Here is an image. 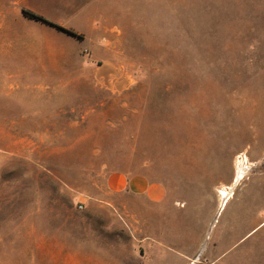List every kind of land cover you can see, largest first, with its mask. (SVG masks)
Wrapping results in <instances>:
<instances>
[{
    "label": "rangeland",
    "instance_id": "obj_1",
    "mask_svg": "<svg viewBox=\"0 0 264 264\" xmlns=\"http://www.w3.org/2000/svg\"><path fill=\"white\" fill-rule=\"evenodd\" d=\"M47 9L79 36L35 30L50 40L27 54L43 76L19 88L51 92L58 110L47 124L0 123V264L73 261L82 200L104 197L110 172L162 183L178 206V224L163 219L140 263L189 264L194 253L197 264H264V0ZM27 112L0 110V122ZM238 156L244 178L220 208ZM122 225L116 236L129 233Z\"/></svg>",
    "mask_w": 264,
    "mask_h": 264
},
{
    "label": "crops",
    "instance_id": "obj_2",
    "mask_svg": "<svg viewBox=\"0 0 264 264\" xmlns=\"http://www.w3.org/2000/svg\"><path fill=\"white\" fill-rule=\"evenodd\" d=\"M51 0H0V110H25L24 114L2 117V124H47L52 105L49 91L27 92L19 88L20 79L42 77L43 60L35 74V60L28 56L30 47L45 46L50 42L45 34L51 25L25 16L22 9L44 15ZM57 5H65L58 1ZM31 60V65H28ZM56 94V93H55ZM58 110V109H57ZM104 197L87 196L82 200L80 242L74 244L73 261L66 264H142L148 249L159 245V227L164 218L177 225L172 209L178 208L162 183L150 182L139 175L110 172L104 183ZM128 195L127 199L124 196ZM120 196V197H119ZM120 207L132 208L130 214L118 212ZM117 211V212H116ZM96 217L101 225L96 233ZM128 227L129 233L116 236V231ZM127 223H130L128 225ZM172 241V239H171ZM70 246V243H67ZM151 246V247H149ZM185 254L189 264L200 263L199 255ZM151 258L150 256H148ZM193 257V258H192ZM183 259H185L183 257ZM197 259V262L195 260Z\"/></svg>",
    "mask_w": 264,
    "mask_h": 264
},
{
    "label": "bare ground",
    "instance_id": "obj_3",
    "mask_svg": "<svg viewBox=\"0 0 264 264\" xmlns=\"http://www.w3.org/2000/svg\"><path fill=\"white\" fill-rule=\"evenodd\" d=\"M245 159V158H244ZM243 160L242 157L238 156L236 161H235V173L232 179V184L231 186H226V187H221L218 190V195L220 197V208L224 205L225 202L229 201L231 197L235 196V192L232 191L233 185H237L242 181L244 178L245 174V169H247L246 161ZM248 166V165H247ZM197 262V259L195 260Z\"/></svg>",
    "mask_w": 264,
    "mask_h": 264
},
{
    "label": "trees",
    "instance_id": "obj_4",
    "mask_svg": "<svg viewBox=\"0 0 264 264\" xmlns=\"http://www.w3.org/2000/svg\"><path fill=\"white\" fill-rule=\"evenodd\" d=\"M22 12H23V14H24L25 16H27V17H29V18H32V19H34V20L41 21V22H44V23H46V24H49V25L55 26L56 28H58V29H60V30L71 31V30H69V29H67V28H64V27H62V26H60V25H58V24H56V23H54V22H52V21L46 19V18L43 17L42 15H39V14L34 13V12H32V11H28V10H26V9H22ZM74 34L77 35V36H79V34H76V33H74Z\"/></svg>",
    "mask_w": 264,
    "mask_h": 264
},
{
    "label": "water",
    "instance_id": "obj_5",
    "mask_svg": "<svg viewBox=\"0 0 264 264\" xmlns=\"http://www.w3.org/2000/svg\"><path fill=\"white\" fill-rule=\"evenodd\" d=\"M52 26V25H51ZM53 27H55V26H53ZM56 28V27H55ZM58 29V28H57ZM61 31H63V32H65V33H67V34H69V35H71V36H74L75 34H74V32L73 31H64V30H61Z\"/></svg>",
    "mask_w": 264,
    "mask_h": 264
},
{
    "label": "built area",
    "instance_id": "obj_6",
    "mask_svg": "<svg viewBox=\"0 0 264 264\" xmlns=\"http://www.w3.org/2000/svg\"><path fill=\"white\" fill-rule=\"evenodd\" d=\"M81 207V205H79V208Z\"/></svg>",
    "mask_w": 264,
    "mask_h": 264
}]
</instances>
